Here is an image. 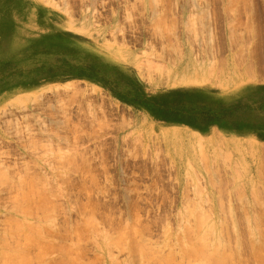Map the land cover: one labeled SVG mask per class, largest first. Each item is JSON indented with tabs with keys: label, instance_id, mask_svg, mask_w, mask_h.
<instances>
[{
	"label": "rangeland",
	"instance_id": "rangeland-1",
	"mask_svg": "<svg viewBox=\"0 0 264 264\" xmlns=\"http://www.w3.org/2000/svg\"><path fill=\"white\" fill-rule=\"evenodd\" d=\"M0 236V264H264V0H0Z\"/></svg>",
	"mask_w": 264,
	"mask_h": 264
},
{
	"label": "bare ground",
	"instance_id": "bare-ground-1",
	"mask_svg": "<svg viewBox=\"0 0 264 264\" xmlns=\"http://www.w3.org/2000/svg\"><path fill=\"white\" fill-rule=\"evenodd\" d=\"M30 177H31V176H30ZM36 179H38V178H36ZM35 181H36V180H35ZM35 181H34V182H35ZM23 182H24V181H22V183H23ZM43 182H44V181H43ZM32 184H33V183H32ZM43 184H44V183H43ZM34 186H35V185H34ZM26 187H27V186H26ZM42 188H43V187H42ZM29 190H30V189H29ZM40 190H41V189H40ZM24 191H26V190H24ZM37 191H38V190H37ZM30 192H31V190H30ZM43 192H44V190H43ZM21 194H22V193H21ZM48 194H49V193H48ZM19 195H20V194H19ZM23 196H24V195H23ZM27 196H28V195H27ZM30 196H31V195H30ZM45 196H46V195H45ZM33 197H34V196H33ZM46 197H47V196H46ZM16 198H17V197H16ZM24 198L26 199L27 197H24ZM47 198H48V197H47ZM47 198H46V199H47ZM27 199H29V198H27ZM27 199H26V200H27ZM16 200H17V199H16ZM18 201H20V200H18ZM28 201H29V200H28ZM28 201H27V202H28ZM15 202H16V201H15ZM30 202H31V201H30ZM37 202H38V201H37ZM18 203H19V202H18ZM20 204H21V203H20ZM26 204H27V203H26ZM37 204H38V203H37ZM37 204H36V205H37ZM44 204H45V203H44ZM42 205H43V204H42ZM44 206H45V205H44ZM20 207H21V206H20ZM42 207H43V206H42ZM18 209H19V208H18ZM27 209H28V207H27ZM27 209H26V210H27ZM20 210H22V209L20 208ZM20 210H19V211H20ZM34 210H35V209H34ZM38 210H39V209H38ZM19 211H17V212H19ZM191 211H192V210H191ZM195 211H196V210H195ZM204 212H205V211H204ZM19 213H22V212L20 211ZM194 213H195V212H194ZM197 213H198V212H197ZM199 213H200V211H199ZM201 213H203V212L201 211ZM22 214H23V215L25 214L24 211H23ZM25 215H27V212H26ZM28 215H29V213H28ZM196 215H197V214H196ZM203 215H204V214H203ZM204 216H205V215H204ZM16 217H17V216H16ZM16 217H15V218H16ZM31 217H32V216H31ZM199 217H200V219H201V216H199ZM44 218H45V217H44ZM48 218H50V217H48ZM17 219H18V218H17ZM46 219H47V218H46ZM207 219H208V218H207ZM18 220H19V219H18ZM22 220H23V219H22ZM14 221H16V219H15ZM19 221H21V219H20ZM19 221H18V222H19ZM23 221H25V219H24ZM26 221H27V220H26ZM93 221H94V220H93ZM197 221H198V220H197ZM205 221H206V220H205ZM201 222H203V221H201ZM50 223H51V222H50ZM96 223H97V222H96ZM24 224H25V223H24ZM28 224H29V223H28ZM198 224H199V223H198ZM202 224H203V223H202ZM206 224H207V223H206ZM15 225H16V224H15ZM17 225H18V224H17ZM20 225H22V224L20 223ZM20 225H19V226H20ZM96 225H97V224H96ZM208 225H209V224H208ZM28 226H29V225H28ZM32 226H33V225H32ZM50 226H51V225H50ZM202 226H203V225H202ZM10 227H11V226H10ZM16 227H17V226H16ZM21 227H24V226H21ZM26 227H27V226H26ZM29 227H30V226H29ZM46 227H47V226H46ZM73 227H74V226H73ZM89 227H90V226H89ZM210 227H211V224H210V226H208L207 228L209 229ZM18 228H19V227H18ZM94 228H95V227H94ZM220 228H221V227H220ZM14 229H15V227H14ZM34 229H36V228H34ZM40 229H41V228H40ZM95 229H96V228H95ZM185 229H187V228L185 227ZM192 229H193V228H192ZM192 229H191V230H192ZM197 229H198V228H197ZM212 229H213V228H212ZM212 229H210V230L212 231ZM30 230H31V229H30ZM32 230H33V229H32ZM32 230H31V231H32ZM48 230H50V229H48ZM14 231L16 232V229H15ZM14 231L12 232V230H11V233L14 234V233H15ZM17 231H18V230H17ZM19 231H20V230H19ZM23 231H24V230H23ZM93 231H94V230H93ZM196 231H197V230H196ZM198 231H199V230H198ZM21 232H22V231H20V233H21ZM190 232H192V231H190ZM220 232H222V229H221ZM6 233H7V232H6ZM6 233H4L3 236H5ZM25 233H26V232H25ZM28 233H29V232H28ZM31 233H33V232H31ZM39 233H41V232H39ZM45 233H47V231H46ZM192 233H193V232H192ZM7 234H8V233H7ZM22 234H23V233H22ZM9 235H11V234L9 233ZM15 235H16V237H17V235L19 236L20 234L16 232ZM15 235H14V236H15ZM25 235H26V234H25ZM28 235H29V234H27V236H28ZM45 235H46V234H45ZM6 236H7V235H6ZM30 236H31V234H30ZM103 236H104V235H103ZM194 236H195V235H194ZM206 236H207V235H206ZM206 236H205L204 238H202L203 235H202L200 238H199V236L196 237L197 239H201V238H202L201 240H199V242H200V241H201V242H200V243L198 242V243H199L198 245H200L203 249H202L201 247H196V246H198L197 244H196V246H195V244H194V245H193V244L191 245L192 247H193V246L196 247V250H197V249L199 250L198 253L200 252V249H201L202 251H203V250H206V247L211 245V243H210V245H209V243L207 242V243H206V246H205V244H204V247H205V248L203 247V244H202V243H205V242H203V241L205 240V238H207ZM217 236H218V235H217ZM0 237H1V236H0ZM34 237H36V236H34ZM38 237H39V236H38ZM40 237H41V236H40ZM191 237H192V236H191ZM11 238H12V235L10 236L9 239H11ZM14 238H15V237H14ZM17 238H18V237H17ZM17 238H16V239H17ZM187 238H188V237H187ZM211 238H212V237H211ZM1 239L3 240L2 237H1ZM1 239H0V245H1L0 247H3L4 245L6 246V244H4V243H5V238H4V240H3L4 243L1 241ZM6 239H7V238H6ZM18 239H19V238H18ZM142 239H143V238H142ZM191 239H192V238H191ZM203 239H204V240H203ZM209 239H210V238H209ZM32 240H36V241H37V239H35V238H33ZM32 240H31V241H32ZM39 240H40V239H39ZM186 240H187V239H186ZM192 240H196V239H192ZM15 241H17V240H15ZM15 241H14V242H15ZM19 241H20V240H19ZM19 241H17V243H19ZM27 241H29V240L27 239ZM196 241H197V240H196ZM209 241H210V240H209ZM218 241H220V240L217 239V242H218ZM222 241H223V240H222ZM1 242H2L4 245L1 244ZM23 242H24V241H23ZM42 242H43V241H42ZM187 242H188V240H187ZM190 242H191V241H190ZM190 242H189V243H190ZM32 243H33V242H32ZM118 243H119V242H118ZM136 243H137V242H136ZM136 243H135V244H136ZM180 243H181V242H180ZM219 243H220V242H218V244H217L218 247L220 246ZM34 244L36 245L37 243H34ZM46 244H47V243H46ZM140 244H141V243H140ZM183 244H184V243H183ZM16 245H19V244H16ZM42 245L44 246V242H43ZM138 245H139V242H138ZM142 245H143V244H142ZM145 245H146V244H145ZM185 245H186V244H185ZM212 245H213V244H212ZM239 245H240V244H239ZM5 246H4V249H5ZM31 246H32V244H31ZM37 246H38V245H37ZM43 246H42V247H43ZM18 247H19V246H18ZM32 247H33V246H32ZM34 247H36V246H34ZM72 247H73V246H72ZM137 247H138V246H137ZM180 247H181V246H180ZM183 247H184V246H183ZM189 247H190V246H188V245L186 246L187 251H188L189 249L192 250V248H189ZM220 247H221V246H220ZM220 247H219V248H220ZM6 248H8V247H6ZM46 248H47V247H46ZM51 248H52V247H51ZM135 248H136V246H135ZM186 248L183 249V250L181 251V253H182V252L186 253ZM212 248H214V247H212ZM216 248H217V246H216ZM219 248H217V249H219ZM32 249H33V248H32ZM41 249H42V248H41ZM43 249H44V248H43ZM49 249H50V248H49ZM65 249H66V248H65ZM141 249H143V248H140V250H141ZM144 249H145V248H144ZM217 249H216V250L214 249L215 251H213V250L211 249V252H210V250H209V252L211 253V254L209 253V254H210V257H209V255L206 253V254H207V256L205 255V256L207 257L206 260L208 259V261H206V264H208V263L210 264V262H211L210 260L212 259L211 256H214V255L212 254V253H214V252H215V253H218V255H220V256L217 255L218 258L213 257L212 261H213V260H216V259H217V261H213L212 264H214V262H217L216 264H218V261H219L220 264H223V263L226 261V259L229 258L228 255H227L228 258L226 257V254L222 256V254H220L221 252H220V251H217ZM0 250H2V249L0 248ZM22 250H23V249H22ZM39 250H40V249H39ZM136 250H137V248H136ZM151 250H152V249H151ZM191 250H189V253L187 252V254L182 253V254H183L182 256H186V255H187L186 257H187V259H188V257H190V256L194 258V255H193V254H197V255H198V253H195L196 251L190 253ZM194 250H195V248L193 249V251H194ZM207 250H208V247H207ZM207 250H206V252H208ZM219 250H220V249H219ZM3 251H4V250H2V252L0 251L1 254H2V256H1V254H0V257H1V258L4 257V254H7V255H8V253H7L8 251H7V250L5 251L6 253H5V252L3 253ZM40 251H41V250H40ZM46 251H47V250H46ZM73 251H74V250H73ZM137 251H138V250H137ZM20 252H21V251H20ZM29 252H30V251H29ZM44 252H45V250H44ZM65 252H66V251H65ZM141 252H142V251H141ZM152 252H153V251H152ZM13 253H14V252H13ZM17 253H18V252H17ZM33 253H34V252H33ZM155 253H156V252H155ZM192 253H193V254H192ZM200 253H201V252H200ZM200 253H199V255H200ZM223 253H224V252H223ZM19 254H20V253H19ZM29 254H30V253H29ZM31 254H32V253H31ZM38 254H39V253H38ZM66 254H67V253H66ZM170 254H172V253H169V255L166 256V259H167V258H169L170 260L172 259L173 256L171 257ZM191 254H192V255H191ZM204 254H205V251H204V253H202V256H203ZM7 255H6L4 258H6ZM160 255H161V254H160ZM172 255H173V254H172ZM197 255H196V256H197ZM199 255H198L199 259H201V260H205V259H204V258H205L204 256H203V258H202V256H201V255L199 256ZM17 256H18V255H17ZM21 256H22V255H21ZM24 256H25V255H24ZM35 256H36V255H35ZM67 256H71V255H68V254H67ZM152 256H153V255H152ZM196 256H195V257H196ZM19 257H20V256H19ZM22 257H23V256H22ZM158 257H159V256H158ZM208 257H209V258H208ZM4 258H3V259H4ZM11 258H12V256H11ZM11 258H10V259H11ZM13 258H14V257H13ZM16 258H17V257H16ZM24 258H25V257H24ZM31 258H32V257H31ZM149 258H151V257H149ZM152 258H153V257H152ZM152 258H151V259H152ZM159 258H160V257H159ZM181 258H182V257H181ZM214 258H215V259H214ZM18 259H19V258H18ZM72 259H73V258H72ZM184 259H185V258H184ZM184 259H182V260H184ZM0 260H2V259H0ZM5 260H6V262H7V261L9 260V258H8V260H7V259H5ZM5 260H4V261H5ZM36 260H37V259H36ZM68 260H70V259H68ZM147 260H148V259H147ZM170 260H169V261H170ZM180 260H181V259H180ZM194 260H196V259L194 258ZM201 260H200V261H201ZM9 261H10V260H9ZM12 261H13V260H12ZM16 261H17V260H16ZM155 261H156V260H155ZM159 261H160V259H159ZM172 261H173V260H172ZM184 261H185V260H184ZM189 261H190V259H189ZM197 261H198V260H197ZM200 261H198V262L200 263ZM2 262H3V261H1V263H2ZM30 262H31V261H30ZM173 262H174V261H173ZM182 262H183V261H181V262L178 263V264H183ZM204 262H205V261H204ZM236 262H237V261H236ZM144 263H145V262H144ZM150 263H151V262H150ZM167 263H171V261H170V262L167 261ZM176 263H177V262H176ZM201 263H203V261H201ZM201 263H200V264H201ZM225 263L227 264V261H226ZM230 263H231V262H229V264H230ZM8 264H9V263H8ZM10 264H12V263H10ZM18 264H20V263H18ZM172 264H174V263H172ZM186 264H190V263L186 262ZM196 264H197V263H196ZM203 264H205V263H203ZM232 264H233V263H232Z\"/></svg>",
	"mask_w": 264,
	"mask_h": 264
}]
</instances>
